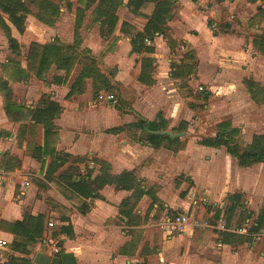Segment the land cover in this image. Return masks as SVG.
<instances>
[{
  "label": "crops",
  "instance_id": "obj_1",
  "mask_svg": "<svg viewBox=\"0 0 264 264\" xmlns=\"http://www.w3.org/2000/svg\"><path fill=\"white\" fill-rule=\"evenodd\" d=\"M74 1L76 0H70L69 3ZM173 1L175 9L173 17L167 23L165 35H155L147 43L154 48L153 54L148 55L154 60L152 85H144L138 81L140 59L144 54L131 52L130 39L120 31L121 24L125 22L136 32L141 33L147 22L137 18L130 11L126 5L128 0H123L118 9L117 25L110 36H101L96 23L98 31L87 29L85 37L77 30L75 39V22L60 6L59 17L52 26L45 25L35 17L37 3L34 4L35 12L29 7L31 13L27 16L26 29L22 34L3 17L9 27L10 37L17 42L19 50L21 48L19 37L27 33L32 38L27 49L31 42L71 45L75 40L80 51L91 50L96 57L103 55L102 60L110 65L111 72L106 74V71H102V67L97 64L99 72L109 78L125 110L120 112L115 105L104 107L101 105L102 102L95 99L93 86L101 81L97 72L85 80L82 91L75 90L73 94L68 95L80 65L73 70L71 74L73 77H69L72 81L68 79L59 85L51 81L41 84L32 75L28 78L20 77L18 76L20 70L8 60L0 62L2 63L0 80L8 82L11 103L34 108L38 104L54 101L62 108L53 123L57 133L55 151L57 155H69L71 158L65 160V163L49 177L53 178L54 175L72 166L71 172L80 174L99 196L82 199L86 211L81 213L63 196L51 192L52 185L47 181L48 177H45L46 168L51 160L46 159L44 172L40 173L41 164L32 156L34 144L41 145L43 142V128L39 125L35 127L28 125L22 129L20 124L10 122L5 114V97L0 89V174L4 177L0 182V221L12 223L23 220L25 215L45 216L41 241L28 247L30 251L28 255L12 251L14 235L0 227V240L3 242V246L0 247V264H5L10 256L26 258L34 264L33 260L38 253L49 256V264H152L153 251L145 239L147 233L145 220L152 219L161 210L165 212L162 219L177 213L196 217L194 213L189 212V205L182 206V212L166 214L169 209H176L179 206L178 202L165 196L162 182H170L166 179V174L172 172L175 167L179 170L183 168L192 170L195 167L194 164L190 166L189 161L185 162L186 165L182 164L180 157L188 155L193 145L186 140V132L197 110L198 102L192 96L196 93V88L204 89L202 98L220 97L219 99L226 102L227 107L239 105L240 101L253 106L259 105L252 101L245 82L252 80L258 91L264 89V54L258 48V41L264 34V21L258 17L259 13L264 12V0ZM79 7L81 6L78 5L77 8ZM212 23L215 27H212ZM0 30L8 45L7 37L1 28ZM8 49L15 53L11 51L9 45ZM26 54L27 51L22 55L23 60L18 63L25 73ZM15 55L20 56V51ZM158 114L166 121L167 127L165 130L152 133L161 136L166 135L161 134L166 131L170 134H184L181 137L167 135L171 139H179L182 148L176 152L166 149L165 143L159 148L152 147L150 143L140 140L142 130L128 128V125L140 119L153 121ZM231 118L229 116L217 124L230 122L233 128L239 129ZM182 124L185 130H181ZM217 124L210 135L196 138L195 143L202 153L210 155L207 156L210 161L221 152L219 162L216 161L218 168L216 171L221 172L222 181L218 179L214 182L210 176L205 182H197L196 178H193L195 187H191L190 192L193 195L196 191L202 192L215 206L222 202L224 197L235 193L245 194L246 202L249 200L250 204L263 200L264 163L242 167L224 146H203L198 143L202 138L215 136ZM117 127H122L123 131L118 133L109 131ZM243 133L244 129L240 131L239 137ZM255 134L245 139V145L251 142ZM238 144L240 147L244 146L239 142ZM72 158H78V161L73 162ZM210 161L206 166H213ZM133 170L143 185L156 188L158 198L152 209H149L152 201L148 196L144 195L140 199L132 212L138 222L136 225L128 224V219L119 214V205L130 197L132 191L117 190L114 185L99 187L92 182L103 172L119 175L124 171ZM257 170H262L263 176H257ZM26 171L33 173H29L26 179L22 180L20 174ZM244 171H247L248 178L242 177L245 175ZM45 184L51 189L47 190L49 194H46L43 200L44 188L47 187ZM173 192L175 194L177 191ZM50 195L51 199L71 208L68 222H62L58 211L51 208L49 202L51 200H48ZM194 208H198L196 202ZM214 216L208 219L211 222L225 221L233 226L229 217L221 216L214 220ZM50 218L55 221L52 222V226H48L52 221ZM68 225L70 226L68 233H58L60 227ZM193 230L189 229L186 233H192ZM53 232H56L55 238L52 236ZM224 233L232 232H207V238L216 236L215 242L221 248V251L217 252L220 258L199 260L191 264H238L230 250L232 243L221 241ZM262 238L264 237L255 238L252 242L253 250L257 251ZM49 239L59 246L58 254H54L47 244ZM162 250L161 253H164L165 250ZM161 253L158 260L160 264H165ZM3 255H7L6 258H3ZM259 256V262H262L264 253L261 252ZM175 263L178 261L175 260Z\"/></svg>",
  "mask_w": 264,
  "mask_h": 264
},
{
  "label": "trees",
  "instance_id": "obj_2",
  "mask_svg": "<svg viewBox=\"0 0 264 264\" xmlns=\"http://www.w3.org/2000/svg\"><path fill=\"white\" fill-rule=\"evenodd\" d=\"M36 3L37 12L35 13V17L45 25L52 26L59 17V5L49 0H40ZM77 3L81 7L76 10V17L79 16V20L77 17L75 22V39L84 10H91L93 20L98 23L101 36H110L113 33L118 21L117 11L123 4V0H77ZM126 5L137 18L147 21L141 33L136 32L132 26L125 22L121 24L120 31L130 39L131 52L144 54V57L140 59L141 65L138 81L144 85H152L151 74L153 72L154 60L148 55L153 54L154 48L152 45L147 44L146 40H152L155 35H165L167 23L173 17L175 4L173 0H128ZM30 13L31 11L25 1L0 0V28L7 37L8 45L12 52H18L19 45L10 37L9 27L5 24L3 17L22 34L26 29L25 21ZM258 17L259 20L264 21V12L259 13ZM78 45V42L75 40L71 45H63L57 42L49 44L31 42L26 54L27 73L19 67L18 63L15 62L13 66L20 70L18 76L28 78L29 75H32L43 82L46 81V75L54 67L56 71H63V75L53 76L51 82L60 85L67 82L75 67L80 65V69L71 85V91L68 94L71 95L75 90L82 91L85 80L92 77L95 72L100 74L96 59L88 55L89 50L80 51ZM258 48L264 54V34L261 35L258 41ZM173 76L176 77L174 74ZM100 77L101 81L93 86L94 97H97L101 91L109 92L115 90L110 84L109 78H106L102 74H100ZM245 83L252 101L256 104L264 105V89L258 91L252 80H247ZM0 89L5 97V114L10 122L20 124L22 129L28 125L32 127L42 126L43 142L41 145L34 144L32 151L33 158L41 164L40 173L44 172L46 159L51 160L46 168L45 177H48L47 181L51 183L53 188L70 205L78 209L79 212L84 213L86 206L82 199L99 197L95 190L87 184V181L83 180L82 176L77 172L72 173V166L54 175L53 178L49 177L65 163V160L71 158L69 155H57L55 151L57 133L54 130L53 123L61 112V106L54 101H50L47 104H38L34 108H27L11 103V90L6 80H0ZM114 96L116 106L118 105V99L115 94ZM144 125L145 128H143ZM182 126L181 130H185V126L183 124ZM166 127L167 123L160 114L153 121L140 119L138 122L128 125V128L142 130L143 137L140 136V140L150 143L152 147L159 148L162 143H165L166 149L176 152L179 148H182L178 138L171 139L167 135L161 136L152 133L165 130ZM109 131L118 133L123 131V128H112ZM239 134V129L233 128L230 122H222L216 125L215 136L202 138L198 143L203 146H224L226 151L242 167L264 163V134H255L251 142L243 147H240L238 144ZM72 160L75 162L78 161V158H72ZM89 176L90 174L87 175V177ZM74 177L76 178L74 179ZM79 178L81 179L78 180ZM92 182L99 187L114 185L117 190L132 191L130 197L124 199L119 205V214L128 219V224L132 223L136 225L138 223L135 218L136 216L132 212L144 195L148 196L152 201L149 209H152L153 205L158 202L156 188L154 186L148 187L143 185L142 180L137 177L134 170L124 171L119 175L103 172L94 178ZM227 199L229 200V204L227 207H224L223 212L229 215L228 217L232 220V225L235 228H245L246 233H224L221 240L223 243L253 242L257 236L264 234V207L256 219L251 221V213L245 208L240 194H230L227 196ZM54 201H51V208L54 211H58L62 222H68L71 208L58 201ZM158 209L161 210L160 208ZM220 212V210L216 211L215 219L218 218ZM44 219L45 216L39 214L37 216L25 215L23 220L12 223L0 221V227L14 235L11 250L28 255L30 253L28 247L34 246L41 241ZM69 230V225L60 227L58 233H68ZM52 236L55 238L56 232H53ZM5 264H31V262L26 258L10 256Z\"/></svg>",
  "mask_w": 264,
  "mask_h": 264
},
{
  "label": "rangeland",
  "instance_id": "obj_3",
  "mask_svg": "<svg viewBox=\"0 0 264 264\" xmlns=\"http://www.w3.org/2000/svg\"><path fill=\"white\" fill-rule=\"evenodd\" d=\"M25 1L28 5V7H31V11L35 12L34 4L36 3V0H22ZM40 1V0H37ZM54 3H57L62 9H65L66 13L70 14L72 16L73 21L76 22V19L79 16L76 17L75 8L79 5L77 3V0L71 3H68L70 0H51ZM56 4V5H57ZM70 4V6H68ZM80 6V5H79ZM83 18L80 20V25L77 30H80V35H84L87 33V29L90 30H96L98 31L97 22L94 21L91 10H84L83 12ZM81 28V29H80ZM69 35V34H68ZM85 36V35H84ZM22 37V38H21ZM19 37V44H20V56H16L15 53H11L8 49V45L6 42V38L3 37L2 31L0 30V62H6L7 60L10 62L11 65L13 63H19L21 60H23V54L27 51V45L32 39L31 36L22 35ZM86 37V36H85ZM61 42V41H60ZM64 44V43H63ZM71 44V43H69ZM83 48V45L82 47ZM86 48V47H84ZM88 53V52H87ZM88 55L91 57L96 58V62L99 66L102 67V71H106L105 73H109L110 71V65L105 63L102 58L103 55L97 57L93 54V51H89ZM13 62V63H11ZM2 64V63H1ZM0 64V65H1ZM107 68V69H106ZM63 75V71L55 70L54 67L52 68V71H50L46 75V81H37L39 83L47 84L49 81L52 80L53 76H60ZM2 77V74L0 78ZM73 76L71 75L70 78ZM69 78V81H72V79ZM204 89L200 91L198 88H196V93L192 95L197 100V110L194 115L193 121L190 123L188 129H187V135L186 140L190 142L191 149L188 152V155H184L180 157V162L184 165L186 161L190 162L191 164H194V169L189 170L186 168L180 169L175 167L174 170L172 169V172H168L166 174V177L162 175L163 178H166L170 180V182H162L165 187V196L167 198H172L174 202H178V208L176 209H169L168 213H176V212H182V206L185 205V207H188L189 205V212L194 213V215L197 218L201 219H208L211 216H214L213 214H216L217 210H220L221 212L218 214V218L221 216L224 218H228V214H225L224 207H227L229 204V200L227 197H224L222 202L216 204V206L211 202L210 199L204 197L202 192L196 191L193 195L192 192H190L191 187L194 186L193 178H196L197 182H205L208 178L212 177L211 179L215 182L218 179H221L222 181V174L221 172L216 171L218 168L216 167V164L219 162L221 158V152H218L217 157H215L212 161L207 159V156L210 157L209 154L202 153L198 146L196 145V138L204 135H210L215 130V124L218 122L227 119V117L231 116L234 123L239 126L240 131L244 129V132L242 136L238 137V142L241 145H245V139L249 138L251 135L255 133L264 134V106H253L248 103H245L243 101H240L239 105H235L234 107H227L225 104V101H222L219 99L220 97H217L216 99H205L204 97ZM100 93H112L117 96L118 99V105H116L117 109L120 112H123L125 110L124 104L119 100L118 94L115 90L112 91H101ZM129 93V91L127 92ZM97 97H95L96 99ZM101 104L104 107H109L111 104L109 102H102ZM196 118V119H195ZM242 124V125H240ZM246 135V137H244ZM143 137V135L141 136ZM188 156V158H187ZM210 162L213 166H206ZM217 161V163H216ZM190 172V173H189ZM245 175H243V178H248L247 171H244ZM33 173L31 171H26L21 175V179H26L25 177L29 174ZM257 176H263L262 170L256 171ZM173 180V182H171ZM196 184V183H195ZM220 184V183H219ZM198 185V184H197ZM45 186H47L45 184ZM160 186V185H159ZM158 186V188H159ZM161 187V186H160ZM53 188V186H52ZM51 189L48 186L44 188L43 192V200L46 198L47 190ZM54 190V191H53ZM51 191L54 195H58V191L53 188ZM174 190L177 192L173 194ZM171 191V194H170ZM190 192V193H189ZM192 194V195H191ZM51 195L48 197V200H51L52 202L54 199H51ZM241 200L243 201V204L245 208L250 211L251 217L250 220L254 221L256 219V215L259 214V211H261L264 207V199H260L257 203H251L246 202L247 196L245 194L241 195ZM49 201V202H51ZM55 202V201H54ZM194 202L197 203L198 208H194ZM163 214L165 212L161 210L155 217L152 219H146L145 220V231L147 232L145 235V239H147L148 245L150 247V250L153 251V254L151 255L152 264H156L157 262L160 264L158 258H160V253L165 250L164 253H161L162 259H164L165 264H191L193 262L199 261V260H207V259H213L217 260L219 257L218 251H221V248L218 247V244L215 242L216 236H210L207 238V232L210 230L207 229H195L192 233L185 232V234L182 235H173L171 237L167 236L164 232V229L160 226V221L163 217ZM217 218V219H218ZM52 220L51 222H55L53 218H50ZM214 220H216L214 218ZM56 224H54L55 226ZM54 231V230H53ZM165 234V235H164ZM221 236V235H220ZM173 237V238H172ZM170 238V239H169ZM263 240L258 244L257 251L252 249V242H233L232 246H230L231 253L235 255V259L238 264H264V260L262 262L260 261L259 254L262 252L264 253L263 248ZM7 255H3V258H6ZM175 260L178 261V263H175ZM148 262V261H147ZM156 262V263H155Z\"/></svg>",
  "mask_w": 264,
  "mask_h": 264
},
{
  "label": "built area",
  "instance_id": "obj_4",
  "mask_svg": "<svg viewBox=\"0 0 264 264\" xmlns=\"http://www.w3.org/2000/svg\"><path fill=\"white\" fill-rule=\"evenodd\" d=\"M212 27H215V24L212 23ZM147 43H149V40H146ZM202 90V88H200ZM98 102H109L111 104H115V96L112 93H100L97 96ZM4 179L2 174H0V182ZM27 186L28 183H25ZM53 223H48V226H52ZM160 226L162 229H164V232L168 236L173 235H180L184 234L189 229H207L210 231H218V232H232V233H238V234H245L246 229L245 228H234L231 226L230 223L225 221H219V222H211L209 219H201L193 216H189L186 213H177L173 214L169 217H165L160 221ZM260 237H264V235H259L256 237V239H259ZM47 244L51 247V250L54 254H58L60 252V248L57 245L56 242L49 239L47 241ZM3 246V242L0 240V247Z\"/></svg>",
  "mask_w": 264,
  "mask_h": 264
},
{
  "label": "water",
  "instance_id": "obj_5",
  "mask_svg": "<svg viewBox=\"0 0 264 264\" xmlns=\"http://www.w3.org/2000/svg\"><path fill=\"white\" fill-rule=\"evenodd\" d=\"M161 134H166V135H169L171 137H181L183 136L184 134L183 133H180V134H170L169 132H161ZM34 264H49L50 263V257L49 256H46L42 253H38L34 260H33Z\"/></svg>",
  "mask_w": 264,
  "mask_h": 264
}]
</instances>
